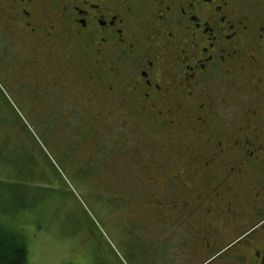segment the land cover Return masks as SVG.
Returning a JSON list of instances; mask_svg holds the SVG:
<instances>
[{
	"label": "flooded vegetation",
	"instance_id": "obj_1",
	"mask_svg": "<svg viewBox=\"0 0 264 264\" xmlns=\"http://www.w3.org/2000/svg\"><path fill=\"white\" fill-rule=\"evenodd\" d=\"M0 58L157 158L150 213L194 238L170 264H264V0H0Z\"/></svg>",
	"mask_w": 264,
	"mask_h": 264
},
{
	"label": "rangeland",
	"instance_id": "obj_2",
	"mask_svg": "<svg viewBox=\"0 0 264 264\" xmlns=\"http://www.w3.org/2000/svg\"><path fill=\"white\" fill-rule=\"evenodd\" d=\"M7 71L0 58V219L23 234L29 264H170L176 247L194 238L166 231L150 213L153 180H163L147 178L157 158L132 155L130 143L102 134L92 104L83 113L40 101L29 107L16 85L34 88L31 75L14 70V85Z\"/></svg>",
	"mask_w": 264,
	"mask_h": 264
},
{
	"label": "trees",
	"instance_id": "obj_3",
	"mask_svg": "<svg viewBox=\"0 0 264 264\" xmlns=\"http://www.w3.org/2000/svg\"><path fill=\"white\" fill-rule=\"evenodd\" d=\"M0 264H29L28 249L23 234L1 219Z\"/></svg>",
	"mask_w": 264,
	"mask_h": 264
}]
</instances>
